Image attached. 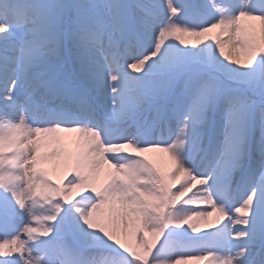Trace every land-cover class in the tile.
Here are the masks:
<instances>
[{"label": "snow or ice", "instance_id": "snow-or-ice-1", "mask_svg": "<svg viewBox=\"0 0 264 264\" xmlns=\"http://www.w3.org/2000/svg\"><path fill=\"white\" fill-rule=\"evenodd\" d=\"M191 261L264 264V0H0V264Z\"/></svg>", "mask_w": 264, "mask_h": 264}, {"label": "rangeland", "instance_id": "rangeland-1", "mask_svg": "<svg viewBox=\"0 0 264 264\" xmlns=\"http://www.w3.org/2000/svg\"><path fill=\"white\" fill-rule=\"evenodd\" d=\"M158 2H160V0H158ZM211 35H215V33H213ZM183 39L187 42L189 49H191L193 47V45H196L197 38H195V37L184 36ZM200 39L203 42L196 45L197 47H203L204 43H213V44L215 43L214 40H208L206 38H200ZM223 39L226 40L227 37H223ZM176 43L179 44V41H176ZM180 46L184 47V45H180ZM226 50H227V48H226ZM129 71H132V70L129 69ZM142 74H143L142 72L141 73L133 72V75H142ZM73 137H74V134H73ZM156 138L159 139L160 137L157 136ZM164 138L165 139L167 138V132H165ZM65 143H66V146L68 147V149L70 151L75 150V144H73L70 140L66 141ZM145 155L148 158V160H150L154 165H156L158 167L166 168L170 164L169 157L167 156L166 153L151 152V153H146ZM45 168L49 171L50 178L57 184L67 185V181L73 178V174L68 173L66 171V169L63 168V166H57V164H55V163L47 164V165H45ZM202 170L203 169H201V171ZM181 183H182V179L174 185V191L176 189H179ZM204 187H205L204 185L195 184V186L191 189V191H189L185 197H182L180 199V201L177 202V207H179L183 203V201L186 200L189 196H192L195 193L201 191ZM77 191H79V190H77ZM82 195H87V193H83ZM73 196H75V199L81 198V196H76L75 193H73ZM75 199L72 202H75ZM189 207H194V206L189 205ZM199 207L200 208H206V207H208V205L201 204ZM26 219H27V217H26ZM227 223H228V221L226 219L222 218L219 213L214 212L211 217L207 218L206 220H202L198 223V227L200 228L201 231L199 233H194L193 235H204L207 232L214 231L215 228H216V230L224 228ZM185 227L187 228V225H185ZM21 238L24 239L26 237L22 236ZM163 239H164V237H162L161 243H163ZM190 264H207V262L206 261H191Z\"/></svg>", "mask_w": 264, "mask_h": 264}, {"label": "bare ground", "instance_id": "bare-ground-1", "mask_svg": "<svg viewBox=\"0 0 264 264\" xmlns=\"http://www.w3.org/2000/svg\"><path fill=\"white\" fill-rule=\"evenodd\" d=\"M62 135H66V134H62ZM64 168V167H63ZM67 171V170H66Z\"/></svg>", "mask_w": 264, "mask_h": 264}]
</instances>
